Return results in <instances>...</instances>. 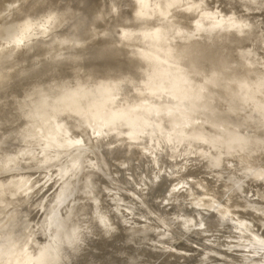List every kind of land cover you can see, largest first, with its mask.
I'll list each match as a JSON object with an SVG mask.
<instances>
[{"label": "water", "instance_id": "obj_1", "mask_svg": "<svg viewBox=\"0 0 264 264\" xmlns=\"http://www.w3.org/2000/svg\"><path fill=\"white\" fill-rule=\"evenodd\" d=\"M232 2L0 0V264H264V14Z\"/></svg>", "mask_w": 264, "mask_h": 264}, {"label": "snow or ice", "instance_id": "obj_2", "mask_svg": "<svg viewBox=\"0 0 264 264\" xmlns=\"http://www.w3.org/2000/svg\"><path fill=\"white\" fill-rule=\"evenodd\" d=\"M225 0H221V3L223 4ZM47 3L48 0H20V5H13L14 7H24V10L27 11L29 7H35L36 12L32 15L39 16L41 13L46 12L47 10ZM188 4L189 7L187 9L183 8V5ZM203 4V0H201V4L198 5L196 3H193L192 0H172V7L177 10V17H176V23L178 25L182 24L183 26H188L190 23L192 17L190 16H184L183 12L188 11L191 12L193 10L199 12L201 10V5ZM231 7H234L237 9L238 12H240V15L243 16L244 12L243 9L251 8L255 10L256 7H259L262 14H264V0H233ZM22 18V17H21ZM53 19L52 16H48L47 20L51 21ZM41 27H45L46 25L44 23H41L38 21ZM250 25L243 24L238 25L234 23V28L241 29V28H249ZM241 35H244V32H240ZM261 68H264V64L261 65ZM79 211V209L77 210ZM87 211L89 214L92 212L91 204L87 205ZM98 217L103 214V209H97ZM214 225L209 224V228H213Z\"/></svg>", "mask_w": 264, "mask_h": 264}]
</instances>
